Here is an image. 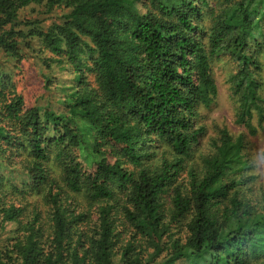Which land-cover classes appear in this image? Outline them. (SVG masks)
<instances>
[{
	"label": "trees",
	"instance_id": "obj_1",
	"mask_svg": "<svg viewBox=\"0 0 264 264\" xmlns=\"http://www.w3.org/2000/svg\"><path fill=\"white\" fill-rule=\"evenodd\" d=\"M29 7L60 15L43 26ZM219 57L254 137L264 0H0V264H264L244 136L222 129L187 163ZM29 59L33 103L13 78Z\"/></svg>",
	"mask_w": 264,
	"mask_h": 264
},
{
	"label": "rangeland",
	"instance_id": "obj_2",
	"mask_svg": "<svg viewBox=\"0 0 264 264\" xmlns=\"http://www.w3.org/2000/svg\"><path fill=\"white\" fill-rule=\"evenodd\" d=\"M42 12V8L29 7L21 12L20 18L31 21L39 20L43 22V26H47L57 21L60 15L59 10L48 15H42ZM36 45L33 42L32 47ZM233 68L234 62L229 57H219L212 64V76L217 86V97L209 108L199 109L196 125L197 128L202 127L203 131L199 136V144L194 147L192 156L187 163L188 167L199 168L202 158L212 150L211 143L219 138L222 129H226L234 137L243 135L245 147L242 152L251 165V168L245 171L243 175L254 177V180L241 189L243 193L255 201L264 193V124L263 130L259 131L254 137H249L246 130L236 124L237 105L235 98L232 96L229 83ZM14 73L13 78L17 89L25 97L27 103H33L44 93L38 67L36 68L34 61L32 62L31 59L23 63L21 72L17 74L14 71ZM61 77H64L62 80L66 81L70 78V75L65 73ZM85 205L86 203H82V206L85 207Z\"/></svg>",
	"mask_w": 264,
	"mask_h": 264
}]
</instances>
